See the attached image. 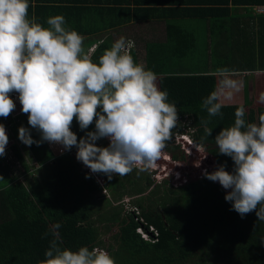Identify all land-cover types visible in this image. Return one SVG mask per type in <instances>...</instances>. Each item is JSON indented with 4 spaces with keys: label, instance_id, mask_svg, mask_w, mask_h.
Returning <instances> with one entry per match:
<instances>
[{
    "label": "trees",
    "instance_id": "trees-1",
    "mask_svg": "<svg viewBox=\"0 0 264 264\" xmlns=\"http://www.w3.org/2000/svg\"><path fill=\"white\" fill-rule=\"evenodd\" d=\"M233 2L264 4V0ZM174 29L168 27L170 44L184 47L192 42L189 37H171ZM248 37L247 41L228 39L231 51L222 55L231 66L227 72L264 71V14L259 17L258 34L254 31ZM110 47L101 44L91 57L93 61L98 62ZM187 58L186 52L171 57L156 55L149 48L146 68L156 73L161 90L168 92L169 102H174L179 112V122L167 143L174 140L176 132L189 131L197 146L204 145L209 163L198 166L195 173L191 169L195 162L179 152L180 146H171L167 156L186 171L175 180L157 181L150 169H134L125 176L113 174L111 180L102 174L103 182H99L74 154H59L47 142L26 146L16 130L15 138L36 165L27 162L18 145L13 146L14 155L29 175L27 179L35 176L27 182L14 177L0 157V264H37L54 238L72 250L80 246L104 248L116 264H264V221L258 220L255 212L241 218L225 201L227 191L202 175L205 169L211 173L216 165L225 163L226 170L232 171V160L217 154L214 138L221 128L234 123L235 110L241 105L222 104L223 118H209L200 105L202 98L220 89V71L185 72L171 66L172 60ZM262 91L264 84L255 82L253 98L246 97L242 105L248 122H258L264 113V104L258 102ZM19 112V127L29 128L32 138L39 140L40 133L28 125L27 114ZM201 119H210V137L205 136ZM94 128L93 124L86 131ZM71 130L78 139L85 135L75 120Z\"/></svg>",
    "mask_w": 264,
    "mask_h": 264
},
{
    "label": "clouds",
    "instance_id": "clouds-1",
    "mask_svg": "<svg viewBox=\"0 0 264 264\" xmlns=\"http://www.w3.org/2000/svg\"><path fill=\"white\" fill-rule=\"evenodd\" d=\"M29 8V0H0V117L6 119L15 111L11 98L15 93L28 125L40 133V139L34 140L29 128L20 126L18 139L24 145H59L91 173L109 180L113 174L157 167L179 112L169 102L168 92L161 90L156 73L134 60V41L118 38L94 62L84 47L85 37L67 27L64 16L47 18L45 27L30 16ZM219 71L224 77L221 88L202 98L200 105L209 118H223L221 97L230 99L231 90H240L226 70ZM258 102L264 104V91ZM245 116L244 106L237 107L234 123L214 138L217 154L232 160V171L225 163L211 173L205 169L202 175L227 191L225 201L241 218L255 212L264 221V113L258 122H248ZM74 120L85 132L79 139L71 130ZM210 122L200 121L206 137L213 132L207 127ZM93 124L94 130L86 131ZM10 138L0 123V157L6 155ZM101 139L109 141L106 147L97 146ZM61 245L62 241L52 239L37 264H116L104 248L72 250Z\"/></svg>",
    "mask_w": 264,
    "mask_h": 264
},
{
    "label": "crops",
    "instance_id": "crops-1",
    "mask_svg": "<svg viewBox=\"0 0 264 264\" xmlns=\"http://www.w3.org/2000/svg\"><path fill=\"white\" fill-rule=\"evenodd\" d=\"M29 2L30 16L37 17L38 22L45 27L47 18L64 16L66 26L85 37L84 47L90 58L101 44L106 42L110 47L123 36L134 41L131 55L136 57L137 63L147 66L146 56L149 48H153L156 55L168 54L171 57L177 52H186L187 59L172 60L171 66L185 72L207 70L208 73H213L212 65L210 69L201 66L198 69L191 58L201 56L204 50L207 60L214 54L227 55L231 51L228 39L247 41L248 36L253 35L254 31L258 34L261 14L257 13L256 9L264 7V4L251 3L236 5L233 0H29ZM233 24L235 26H231ZM170 26L177 29L171 31V37L180 39L189 37L192 44L186 43L184 47L170 44L168 42ZM198 41H204L201 48ZM227 75L240 84V90H231L230 99L222 96L223 105L246 104V97L253 98L255 82L264 84L262 70L227 72ZM218 76L221 88L224 77L220 72ZM11 98L16 103V109L7 119L16 121L21 105L17 94L13 93ZM7 135L10 136L8 133Z\"/></svg>",
    "mask_w": 264,
    "mask_h": 264
},
{
    "label": "rangeland",
    "instance_id": "rangeland-1",
    "mask_svg": "<svg viewBox=\"0 0 264 264\" xmlns=\"http://www.w3.org/2000/svg\"><path fill=\"white\" fill-rule=\"evenodd\" d=\"M200 48L202 47V44L204 43V41L200 42ZM199 50H197L198 53ZM205 50L202 53L201 56L197 55L192 57V62L196 64L197 68L199 69L200 66L203 68H207L212 65V70L213 72L216 70H221V69H229L231 66L226 65V60L227 57L225 58L224 56H210V58H208L205 55ZM209 61V63H206L207 61ZM224 63L223 65L220 63ZM199 65V66H198ZM8 118V117H7ZM3 118V123L6 127V132L13 137H16V130L19 129V119L18 120H10L8 121V119ZM14 143H16L18 146L19 143L17 142V140L15 138H10L8 145L6 146V155L3 158L4 163H6L7 165H9V169H10V173L14 176V177H20L22 178V180H24L25 182L30 181L31 178H33L34 176L30 177V179H27V177L29 176L28 174L26 175L24 168L22 167L21 161L17 158V156L14 155V151H13V145ZM109 141L107 139H103L97 142V146H101L104 145V147H106L108 145ZM171 146H180L181 149L179 152L183 151L185 154H187L190 158L191 161L195 162V165L192 166V170L195 171V173L198 172L197 168L200 165H206L209 163V157L206 153V151L201 148L198 147L195 143L193 144L191 142V139L189 137V131L184 132V134L180 133V132H176V134L174 135V140L171 143H167L166 148L164 149V155L162 156V158L157 162V167L150 169V171L154 172V177L157 181H161L165 178H172L173 180H175L177 177H179V175H183L186 173L185 169L183 167H176L175 164L173 163L172 159L170 157L167 156L166 152L168 147L170 148ZM50 147H53V150H56V145H51ZM21 148V146H20ZM21 152L23 157L27 160V162L31 165H36V162L30 158V156L27 154V152L24 150V148H21ZM74 154V153H73ZM170 159V160H169ZM84 169H86V171H88V173H91V170L88 169L86 166H84ZM94 174V173H92ZM96 175L98 178H100L99 180L101 182H103L102 178V174H94ZM27 179V180H26ZM104 194V192H103ZM127 202V201H125ZM127 207H132L130 204H126Z\"/></svg>",
    "mask_w": 264,
    "mask_h": 264
},
{
    "label": "built area",
    "instance_id": "built-area-1",
    "mask_svg": "<svg viewBox=\"0 0 264 264\" xmlns=\"http://www.w3.org/2000/svg\"><path fill=\"white\" fill-rule=\"evenodd\" d=\"M256 11H257V13H259V14H264V7H259V8L256 9ZM52 149H53V147H52ZM56 150H58L60 154H63V153L66 152V151H62V147L59 146V145H56ZM76 151H77V150H76ZM89 173H90V172H89ZM90 174H92V173H90ZM92 175H94V174H92ZM95 176H96V175H95ZM96 178L98 179L99 182H101V181L99 180L100 178H98L97 176H96ZM101 179L103 180V178H101ZM142 233H143V232H142ZM144 237H148V235L144 234Z\"/></svg>",
    "mask_w": 264,
    "mask_h": 264
}]
</instances>
